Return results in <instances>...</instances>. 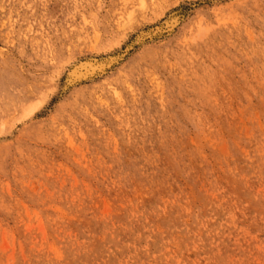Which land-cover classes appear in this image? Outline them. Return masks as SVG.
<instances>
[{"label":"rangeland","instance_id":"obj_1","mask_svg":"<svg viewBox=\"0 0 264 264\" xmlns=\"http://www.w3.org/2000/svg\"><path fill=\"white\" fill-rule=\"evenodd\" d=\"M0 120V264H264V0H0Z\"/></svg>","mask_w":264,"mask_h":264},{"label":"bare ground","instance_id":"obj_2","mask_svg":"<svg viewBox=\"0 0 264 264\" xmlns=\"http://www.w3.org/2000/svg\"><path fill=\"white\" fill-rule=\"evenodd\" d=\"M133 2V1H132ZM146 8V7H145ZM131 13V12H130ZM112 14V13H111ZM130 18V17H129ZM132 20V19H131ZM177 20V19H176ZM124 21V20H123ZM170 22V21H169ZM168 23V22H167ZM129 24H130V22H129ZM171 25V24H170ZM105 26V25H104ZM153 35V34H152ZM45 57V56H44ZM82 63V62H81ZM90 63V62H89ZM88 64V63H87ZM87 64H85V65H87ZM94 65V64H93ZM72 66H73V64H72ZM81 66V65H80ZM76 67V66H75ZM82 67V66H81ZM80 67V68H81ZM86 67V66H85ZM89 66H87V68H88ZM93 67V66H92ZM95 67V66H94ZM97 67V66H96ZM100 67V66H99ZM82 69V68H81ZM89 69V68H88ZM94 69H96V68H94ZM72 70V69H71ZM87 70V69H86ZM77 71V70H76ZM85 71V70H84ZM89 71V70H88ZM78 73H79V69H78V71H77ZM93 72V71H92ZM71 73V72H70ZM87 73V72H86ZM91 73V72H90ZM89 73V74H90ZM72 74V73H71ZM73 75V74H72ZM75 76V75H74ZM79 76H81V75H79ZM86 76V75H85ZM72 78H73V76H72ZM76 78H78V77H76ZM82 79V78H81ZM31 88V87H30ZM38 88V87H37ZM27 89H29V88H27ZM30 90V89H29ZM39 90V89H38ZM116 92V91H115ZM23 93V92H22ZM116 95V94H115ZM41 96V94L39 95L38 93H36V91L35 90H30L29 91V93H27V96L25 97V102L27 103V102H30V104L28 105L29 107H28V110H32V108H33V106H35L33 103L39 98ZM21 98V97H20ZM22 99V98H21ZM39 102V101H38ZM24 103V102H23ZM19 104V103H18ZM14 110V109H13ZM20 111V110H19ZM3 112V111H2ZM6 112V111H5ZM12 112V111H11ZM10 113V112H9ZM11 115V114H10ZM14 116V115H13ZM10 118V117H9ZM14 118V117H13ZM4 119V118H3ZM2 119V120H3ZM19 120V119H18ZM1 121V120H0ZM7 120H4L3 121V124L6 122ZM10 123V122H9ZM246 134H247V132H246ZM258 143V142H257ZM223 153V152H222ZM162 164V163H161ZM137 174V173H136ZM180 174V173H179ZM233 174V173H232ZM241 175V174H240ZM165 186V185H164ZM214 192V191H213ZM224 197V196H223ZM104 200V199H103ZM234 201V200H233ZM165 203V202H164ZM180 204V203H179ZM178 204V205H179ZM108 206V205H107ZM184 207V206H183ZM142 219V218H141ZM233 220V219H232ZM39 225V224H38ZM43 225V224H42ZM33 226V225H32ZM144 226V225H143ZM39 228V227H38ZM122 228V227H121ZM107 232V231H106ZM139 237V236H138ZM197 240V239H196ZM47 242V241H46ZM19 243V242H18ZM12 254V253H11ZM150 259V258H149Z\"/></svg>","mask_w":264,"mask_h":264}]
</instances>
